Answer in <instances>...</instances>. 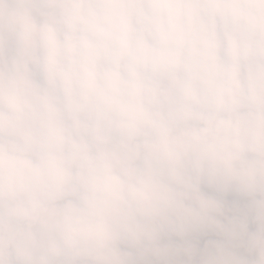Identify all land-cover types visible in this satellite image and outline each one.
<instances>
[{
  "label": "clouds",
  "instance_id": "9594fccd",
  "mask_svg": "<svg viewBox=\"0 0 264 264\" xmlns=\"http://www.w3.org/2000/svg\"><path fill=\"white\" fill-rule=\"evenodd\" d=\"M0 264H264V0H0Z\"/></svg>",
  "mask_w": 264,
  "mask_h": 264
}]
</instances>
